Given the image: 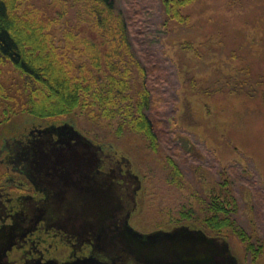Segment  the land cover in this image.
I'll use <instances>...</instances> for the list:
<instances>
[{
    "label": "trees",
    "instance_id": "obj_1",
    "mask_svg": "<svg viewBox=\"0 0 264 264\" xmlns=\"http://www.w3.org/2000/svg\"><path fill=\"white\" fill-rule=\"evenodd\" d=\"M200 1L156 0L161 32L185 34L192 26L189 9ZM132 18L117 0H0V130L27 115L101 120L118 137L139 136L153 154L165 151L162 157L175 182L184 176L183 164L196 173L219 174L208 191L193 194L191 203L182 206L180 219L226 238L240 264H264V228L256 220L257 227L246 229L238 219V188L248 189L264 206L263 179L237 145L238 158L219 166L204 146L198 154L164 147L160 127L169 121L172 133L180 130L171 126L180 107L168 118L153 113L165 97L149 87L153 68L132 37ZM191 43L180 42L179 72L182 52L194 49ZM253 70L240 66L225 74L219 92L229 101L259 98L264 103V72ZM188 76L186 89L194 92L196 79ZM185 104L192 109L191 100Z\"/></svg>",
    "mask_w": 264,
    "mask_h": 264
},
{
    "label": "flooded vegetation",
    "instance_id": "obj_2",
    "mask_svg": "<svg viewBox=\"0 0 264 264\" xmlns=\"http://www.w3.org/2000/svg\"><path fill=\"white\" fill-rule=\"evenodd\" d=\"M180 113L171 119L173 130L180 128ZM204 140L219 166L218 150ZM141 163L128 147L93 135L73 116L27 115L6 124L0 130V264H176L165 254L147 262L141 242L180 226L204 229L157 220L152 180ZM169 182L184 183L171 172Z\"/></svg>",
    "mask_w": 264,
    "mask_h": 264
},
{
    "label": "rangeland",
    "instance_id": "obj_3",
    "mask_svg": "<svg viewBox=\"0 0 264 264\" xmlns=\"http://www.w3.org/2000/svg\"><path fill=\"white\" fill-rule=\"evenodd\" d=\"M117 5L127 7L133 16L132 37L153 68L149 87L154 86L155 93L165 97L153 111L156 118H168L177 105L180 107L178 121L180 129L185 131L174 135L167 121L160 127L164 147L180 151L190 149L196 154L195 147H203L206 138L218 150L224 163L238 158L234 150L237 145L241 154L251 158L264 182V103L259 98L229 101V96L219 92L225 74L237 67L247 66L255 68V73L264 72V0H201L189 9L192 26L187 32L171 35L161 32V4L156 0H117ZM73 11L76 12V7ZM184 38L192 42L194 49L182 52L183 70L179 72L176 65L180 53L177 50ZM188 73L197 82L194 92L186 89ZM188 100H191L192 109L186 108ZM211 113L213 125L209 119ZM73 118L93 135L104 134L109 140L125 145L142 162V172L152 180L157 220H179L181 207L191 203L192 195L208 191L218 179L208 171L196 173L188 164H183L184 183L181 187L171 184L170 168L162 157L165 151L153 154L139 136L126 133L118 137L101 120ZM21 120L19 116L12 122ZM238 197L240 223L251 229L257 227V220L264 228V206L242 186L238 188Z\"/></svg>",
    "mask_w": 264,
    "mask_h": 264
},
{
    "label": "water",
    "instance_id": "obj_4",
    "mask_svg": "<svg viewBox=\"0 0 264 264\" xmlns=\"http://www.w3.org/2000/svg\"><path fill=\"white\" fill-rule=\"evenodd\" d=\"M147 238L149 241L141 242V254L149 263L157 262L159 254H165L176 264H240L226 238L208 236L204 231H194L188 226L158 231ZM216 254L221 256L220 263L214 260Z\"/></svg>",
    "mask_w": 264,
    "mask_h": 264
}]
</instances>
